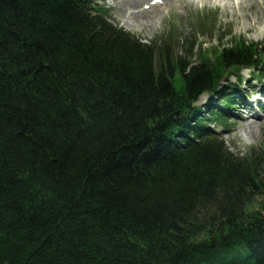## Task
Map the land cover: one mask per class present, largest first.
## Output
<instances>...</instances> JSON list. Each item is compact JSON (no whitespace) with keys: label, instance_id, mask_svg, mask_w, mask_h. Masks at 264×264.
Listing matches in <instances>:
<instances>
[{"label":"trees","instance_id":"16d2710c","mask_svg":"<svg viewBox=\"0 0 264 264\" xmlns=\"http://www.w3.org/2000/svg\"><path fill=\"white\" fill-rule=\"evenodd\" d=\"M109 16L0 0V264H264V143L229 151L194 104L264 46Z\"/></svg>","mask_w":264,"mask_h":264},{"label":"rangeland","instance_id":"374dc122","mask_svg":"<svg viewBox=\"0 0 264 264\" xmlns=\"http://www.w3.org/2000/svg\"><path fill=\"white\" fill-rule=\"evenodd\" d=\"M101 1L105 3L104 6L107 9H110L109 17L113 24L144 40L152 39L155 35L166 31L171 24L176 26L178 33H190L194 27L193 21L208 17L212 18L215 24L210 32L207 30L206 36L199 37L205 41V46L213 45L218 38H222L221 42H225L228 37H231L228 36L229 34L243 35L247 41L264 45V0L243 1L241 5L237 3L238 0H230L226 4L221 0H178L165 9L162 8V4L156 2L146 12L150 13L153 21L141 27H136L125 20L127 15L121 11L120 5L117 4L118 0ZM150 2L151 0H142L141 4L138 2L139 9H143V6L149 5ZM218 35L221 36L218 37ZM191 59L193 60V56ZM242 74L244 77H249L247 70ZM254 83L256 81H253ZM207 97L201 96L197 105L201 106L206 102L214 104ZM239 104L220 108L226 113L229 125L226 132L220 134L224 135L226 144L232 152H246L250 147L264 143V106L259 108L262 115L250 117V107L246 105V109L241 108L240 110ZM244 112L247 113V118ZM238 113L243 115V121L238 118Z\"/></svg>","mask_w":264,"mask_h":264},{"label":"bare ground","instance_id":"6f19581e","mask_svg":"<svg viewBox=\"0 0 264 264\" xmlns=\"http://www.w3.org/2000/svg\"><path fill=\"white\" fill-rule=\"evenodd\" d=\"M175 1H178V0H160L159 3L162 4V8L164 7V9H165V7L170 6ZM221 1H224L225 2L224 4H226V2H228L230 0H221ZM243 1L252 2V1H259V0H238L237 3L240 4ZM138 2H140V4H141L142 0H118L117 1V4L120 5L119 7H120L121 11L127 15V17H125V20L128 23H131V24L135 25L136 27H141V26H143V25H145V24L150 23V22L153 21V17L151 15H149L150 13L149 12L146 13L147 10H149L150 8H152V4H149V6H147V7H144L143 6V9H139ZM242 108L243 109H246V105L242 106ZM238 118L241 121H243V118L244 117H243V115H240L238 113Z\"/></svg>","mask_w":264,"mask_h":264}]
</instances>
